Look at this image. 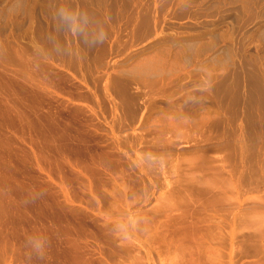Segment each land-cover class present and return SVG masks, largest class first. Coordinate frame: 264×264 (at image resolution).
Wrapping results in <instances>:
<instances>
[{
    "label": "rangeland",
    "instance_id": "1",
    "mask_svg": "<svg viewBox=\"0 0 264 264\" xmlns=\"http://www.w3.org/2000/svg\"><path fill=\"white\" fill-rule=\"evenodd\" d=\"M7 91L64 208L0 264H264V0H0Z\"/></svg>",
    "mask_w": 264,
    "mask_h": 264
},
{
    "label": "bare ground",
    "instance_id": "2",
    "mask_svg": "<svg viewBox=\"0 0 264 264\" xmlns=\"http://www.w3.org/2000/svg\"><path fill=\"white\" fill-rule=\"evenodd\" d=\"M28 124V113L22 102H17L9 91L0 93V235H4L5 238L4 248L10 249L12 254L20 249L13 246L10 240L16 241L26 235L29 208L22 201L31 198L42 202L43 197L56 208H64L53 193H48L46 197L36 193L35 190L39 187L50 192L47 185H43L35 178L33 184L29 185L21 174L16 173L13 164L14 161L18 162L17 158L21 159V164L24 165H28L32 159L38 164L37 154L40 151L32 138ZM19 144L26 146L28 144L29 153ZM14 222L18 225L14 228L17 233L9 235L8 231H11ZM49 253L43 252L46 264H52V254Z\"/></svg>",
    "mask_w": 264,
    "mask_h": 264
}]
</instances>
